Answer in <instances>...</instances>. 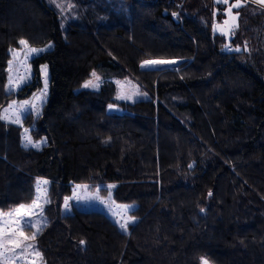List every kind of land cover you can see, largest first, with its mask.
<instances>
[{"label":"trees","instance_id":"16d2710c","mask_svg":"<svg viewBox=\"0 0 264 264\" xmlns=\"http://www.w3.org/2000/svg\"><path fill=\"white\" fill-rule=\"evenodd\" d=\"M225 9L214 0H0V117L42 88L41 66L48 75L40 112L0 119V214L30 205L47 181L41 230L26 242L41 254L36 264H264V8L236 9L228 42L213 28ZM21 40L52 47L13 91L10 50ZM151 60L177 63L142 66ZM93 71L128 77L147 98L118 104L108 79L78 90ZM78 185L131 206L134 222L121 228L104 209L73 202L64 209Z\"/></svg>","mask_w":264,"mask_h":264},{"label":"rangeland","instance_id":"374dc122","mask_svg":"<svg viewBox=\"0 0 264 264\" xmlns=\"http://www.w3.org/2000/svg\"><path fill=\"white\" fill-rule=\"evenodd\" d=\"M234 0H228V5H225L223 3L218 2V0H214V2L216 4H220L221 7L222 5H224L226 7V9L223 11L224 14H226V18L228 20V24L225 25L223 22H220L219 20V24H215L214 25V32L223 36L226 41H229V34L231 33V31L236 27L233 25H237V20L233 21L232 17L236 16V14L234 13L236 8H231V14H227L229 7L234 3ZM245 2H251V0H245ZM57 3V2H56ZM253 3V2H251ZM256 6L260 7V8H264V5H260L257 3H253ZM59 5H61V3H59ZM60 7V6H58ZM63 12V10H61ZM223 30V32H222ZM52 47V44L49 43L47 45H45L44 47L41 48H36V49H42V51L32 54V53H28V48H32L27 44V47L25 45H22L19 43L17 48L11 49L10 50V60L11 61V66L8 63V79H7V84L9 86V81L14 80L15 81V85L13 87H9L10 89H12L13 91H16L19 87H21L22 85H24L25 83L30 82V80L32 79V67H31V59H33L36 56L41 55L42 53L48 51L50 48ZM13 50H15L16 53H18L17 56H13ZM27 54V59H25V55ZM177 62H172V63H164V64H155V65H145V63L142 64V66L146 69H155V68H160V67H164V66H175ZM44 67L45 66H41L40 67V73H41V81H42V88L40 90H38V92L34 93L29 99L24 100V101H19V103H16V107L13 109H10L9 112L7 113V115L10 117V119H2L4 122L7 123H14L12 122L17 115H19V119H21V117L23 115H25L26 113H38L41 111L44 102L47 99L46 94H44L41 97V93L44 90L45 87V72H44ZM47 71V68H46ZM96 73V75L100 78V83H99V87L98 88H93V87H85V83L89 80H95V78L92 76V73ZM91 73V76L88 80H86L78 90H91V91H98L102 84L104 83V81L106 79L110 80L114 86H115V93H114V101L116 103H124V104H132L136 101H140V100H144L147 98V94L145 92H143V90L140 88V86L134 82L132 79L128 78V77H124V78H105L104 76H102L99 72L97 71H93ZM21 78H24V82H21ZM47 78V84H48V75L46 76ZM36 97H41L40 100H37ZM121 97H130V98H121ZM25 101H30L31 104L27 106L28 110L25 111L24 109H21L19 107L20 104H22ZM13 103V102H12ZM11 103V104H12ZM9 104V105H11ZM35 105V107L33 108L31 105ZM9 105L6 107V109L9 108ZM108 111L110 112H118L121 113L122 109L119 108L116 105H111L108 108ZM6 113L5 111H3L2 113V117L5 116ZM45 141H42L41 144H44ZM32 145V144H30ZM80 186V187H78ZM74 187L73 193L71 195V199H68V205L73 202L75 204H79L81 206L84 207H96V208H101L104 209L105 212L112 214V217L114 218L115 221L118 222V224H121V218L118 215H115L116 212H121L123 215H126V217H128V211L132 209V207L130 206L126 213L119 207L116 205H112L107 199L102 198L101 196L98 195L97 191L91 190L88 186L85 185H78ZM38 188L41 190V194L46 192V188L43 187V183H40ZM37 195H38V189H37ZM37 199V197H36ZM66 200V199H65ZM65 200L63 201V208H65ZM40 205L42 208H44V200L41 199L39 201ZM34 212L36 213L32 219L33 224H35V222H43V217H42V212H40L39 209H35ZM2 214V213H1ZM5 215L2 217L3 219H11V220H15L18 217L16 215H14L15 213H12L13 215L11 217H9L7 214L9 213H4ZM130 222V221H129ZM11 228H16L17 226L15 225V223L11 224L10 226ZM26 227L21 226L20 230L23 231L22 229H25ZM30 230V229H29ZM28 231V230H27ZM26 229L23 231L25 233V235L27 236H31L32 232L36 231V228L34 227L33 231L30 230L27 232ZM11 257V253H7L6 254V259L3 261H0V264H17L20 263L21 261H24L25 263L29 264L30 261L34 260L36 257L33 255V251L32 249H27V251L25 252L24 258H14V259H10Z\"/></svg>","mask_w":264,"mask_h":264},{"label":"snow or ice","instance_id":"6c2138e0","mask_svg":"<svg viewBox=\"0 0 264 264\" xmlns=\"http://www.w3.org/2000/svg\"><path fill=\"white\" fill-rule=\"evenodd\" d=\"M218 2L223 3L225 5H228V0H218ZM251 2L253 3H257L260 5H264V0H251ZM245 0H235V2L229 7L227 14H231V8H236L239 9L242 6H244ZM61 7H63V5H60ZM69 7H71V5H69ZM238 13L236 16H233L232 19L233 21L238 19ZM229 22L228 20L224 21V24L227 25ZM233 26H237V25H233ZM223 32V30H222ZM22 45H25L27 47V42L24 40H21L19 42ZM42 51V49H36V48H28V53H38ZM237 51H239V49H237ZM18 53L15 52V50H13V56H17ZM27 54L25 55V59H27ZM11 61L9 62L10 66H11ZM145 65H155V64H164V63H172L170 61H163V60H151V61H145L144 62ZM44 72H45V87L43 92L41 93V97L46 94L47 91V71H46V66L44 67ZM92 76L95 78V80H89L85 83V87H93V88H98L99 87V83H100V78L96 75V73H92ZM21 82H24V78H21ZM16 86L15 85V81L11 80L9 81V87H13ZM41 97H36L37 100H40ZM121 98H130V97H121ZM31 102L30 101H25L22 104L19 105V107L21 109H24L25 111L28 110L27 106L30 105ZM33 108L35 107V105H31ZM16 107V102H13L11 105H9L8 109H5V113L6 115L3 117H0V119H10V117L7 115V113L9 112L10 109H13ZM14 123L19 124L21 121L19 119V115L16 116V118L12 121ZM27 129H25V133H27ZM25 140L28 144H32V140L31 137L25 135ZM35 147H40V143H36L35 145H33ZM44 184L47 183V181L43 182ZM80 187V186H78ZM111 187H115V185H111L109 186ZM43 199L45 203H49L50 201L47 200V196H46V192L41 194V190L38 188V195H37V199L34 200L30 205H23L21 204L17 209L14 210L15 215L18 217L17 219H15L14 221L11 219H3L2 217L5 214H0V261H3L6 259V254L7 253H11V257L10 259H14V258H24L25 252L27 251V249L31 248L33 250V255L35 257H40L41 254L38 252V250H36L35 246L33 244L30 243H26L29 240H34L36 235L38 234V232L41 230L42 224L41 223H36L33 224L32 221V217L36 214L34 212L35 209H39L40 212L43 211V208L41 207L39 201ZM68 199L71 198H67L65 200V208H68ZM125 213L127 211V209L130 207L128 205H122L119 206ZM9 217H11L13 214L9 213L7 214ZM115 215L120 216L121 218V228H127L129 221H133L135 220L134 217H126V215H123L121 212H116ZM15 223V225L17 226L16 228H11V224ZM21 226L23 227H35L36 231L32 232V235L29 237L27 235H25V233L23 231L20 230ZM81 244H84V241H80ZM202 260V264H209V261L206 258H201ZM29 264H36L35 260H32L29 262Z\"/></svg>","mask_w":264,"mask_h":264},{"label":"built area","instance_id":"2783aa9c","mask_svg":"<svg viewBox=\"0 0 264 264\" xmlns=\"http://www.w3.org/2000/svg\"><path fill=\"white\" fill-rule=\"evenodd\" d=\"M221 19H220V22H223L224 23V21L225 20H227V18H226V14H224L223 12L221 13ZM226 47L228 48V49H230V45L229 44H227L226 45Z\"/></svg>","mask_w":264,"mask_h":264}]
</instances>
